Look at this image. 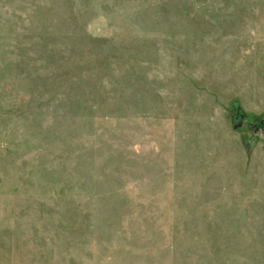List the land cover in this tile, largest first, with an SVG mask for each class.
<instances>
[{"label": "rangeland", "instance_id": "1", "mask_svg": "<svg viewBox=\"0 0 264 264\" xmlns=\"http://www.w3.org/2000/svg\"><path fill=\"white\" fill-rule=\"evenodd\" d=\"M0 264H264V0H0Z\"/></svg>", "mask_w": 264, "mask_h": 264}]
</instances>
